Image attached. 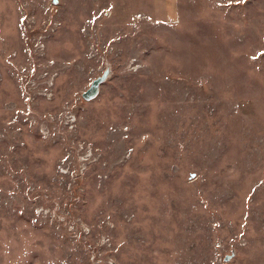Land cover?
Instances as JSON below:
<instances>
[{"label": "rangeland", "instance_id": "374dc122", "mask_svg": "<svg viewBox=\"0 0 264 264\" xmlns=\"http://www.w3.org/2000/svg\"><path fill=\"white\" fill-rule=\"evenodd\" d=\"M172 4L0 0V264H264V0Z\"/></svg>", "mask_w": 264, "mask_h": 264}, {"label": "water", "instance_id": "95a60500", "mask_svg": "<svg viewBox=\"0 0 264 264\" xmlns=\"http://www.w3.org/2000/svg\"><path fill=\"white\" fill-rule=\"evenodd\" d=\"M109 74V71H105L101 76L95 78L90 84L89 88L82 92V98L84 100H91L97 95V91H99V86L102 82H104ZM228 260V258H226Z\"/></svg>", "mask_w": 264, "mask_h": 264}, {"label": "crops", "instance_id": "0c3cea01", "mask_svg": "<svg viewBox=\"0 0 264 264\" xmlns=\"http://www.w3.org/2000/svg\"><path fill=\"white\" fill-rule=\"evenodd\" d=\"M151 1L154 4V7H156L155 11H157V9L160 8V10H162V12L166 15L170 14V12L173 11L174 6H172L173 5L172 0H151ZM157 4L159 8L157 7ZM161 4H163V6H161Z\"/></svg>", "mask_w": 264, "mask_h": 264}, {"label": "built area", "instance_id": "2783aa9c", "mask_svg": "<svg viewBox=\"0 0 264 264\" xmlns=\"http://www.w3.org/2000/svg\"><path fill=\"white\" fill-rule=\"evenodd\" d=\"M108 264H112L111 262H109Z\"/></svg>", "mask_w": 264, "mask_h": 264}, {"label": "snow or ice", "instance_id": "6c2138e0", "mask_svg": "<svg viewBox=\"0 0 264 264\" xmlns=\"http://www.w3.org/2000/svg\"><path fill=\"white\" fill-rule=\"evenodd\" d=\"M237 2H239V0H237Z\"/></svg>", "mask_w": 264, "mask_h": 264}]
</instances>
